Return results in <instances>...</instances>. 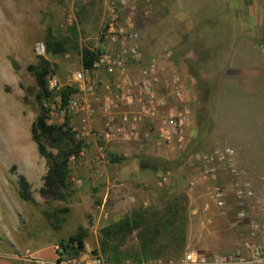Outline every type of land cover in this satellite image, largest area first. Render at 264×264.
I'll use <instances>...</instances> for the list:
<instances>
[{"label": "rangeland", "instance_id": "374dc122", "mask_svg": "<svg viewBox=\"0 0 264 264\" xmlns=\"http://www.w3.org/2000/svg\"><path fill=\"white\" fill-rule=\"evenodd\" d=\"M119 1L0 0V228L3 229L0 233V250L5 252L4 254H11V247L20 253L24 249L34 252L36 247L43 244L51 246L59 241H66L69 237L80 235L83 249L79 253L99 255L104 259L99 249V244L103 241L101 230L114 224L116 220L143 209L142 203H137L144 196L140 190L129 191L127 196L132 201L122 203L119 199L123 200L124 196L114 187L112 188L114 192L110 195L106 193L103 196L105 202L101 203L105 185L99 184V188H96L91 184L92 179L103 181L106 179L105 175L110 171L114 172L118 166L124 168L129 156L120 155L134 153L139 145L129 141L121 142L122 140L108 143L101 141L98 134L104 129L105 116L102 118L100 112L103 111L101 108L104 105L105 96L116 102V91L113 89L114 78L104 76L101 69H97L95 74L93 67L88 70L82 69L80 63V54L83 49L96 55L99 53L100 46L105 40L109 8H115L119 24L133 29L139 36H143L141 29L145 25L154 26V17H146L142 14L144 0H126L124 5H120ZM216 21L218 20L212 22L211 27H218ZM175 35L178 38L182 33L179 31ZM48 39L65 41L67 45L63 52L47 54ZM36 42L43 44V56L35 55L33 45ZM154 52L155 50L144 48V51L140 53L138 65L146 62L148 56ZM42 59L49 63V72L45 80L47 77L54 76L58 81L57 89L50 92L51 97L42 102V105L44 103V106L51 107V113L50 115L47 113L45 119L46 124L56 126L66 123L68 128L79 131L75 115L62 116L59 113V104L63 103L60 101V96L65 93L73 98L86 100L93 113L88 118L85 132L79 135V140L75 141V145H78L75 150L77 151L83 143L85 151L82 157H77L68 163L67 181H69L70 194L64 199L42 197L38 193L46 165L44 159L38 155L30 134L31 123L40 109L35 99L37 87L29 70ZM186 66L188 65L179 64L178 69L185 72ZM208 66L191 65L189 69L194 72V79L189 81L186 78L183 79V84L188 86L189 91H184V95H181L182 100L179 105L174 103L180 110L188 109L186 119H190V124L187 132L195 133L194 141L188 142V148L183 151L174 149L176 156L172 159L148 158L142 163L156 171L157 169L168 171L170 178L161 186H155L153 183V180L157 182L155 174L151 177L152 180H147V187L155 193L151 198L152 203H146L147 206L143 210L146 209L152 213L162 211L171 196L179 197L184 209V243L179 253L171 257H179L187 249L202 253L224 251L235 242L233 233L228 230L223 219L216 216L210 225L204 224L200 219L198 207L204 198L199 189L190 190L186 185L193 173V168L188 165L192 153L206 152L215 146L222 145V140L219 144L216 143L218 136L214 135L218 127L220 133L229 138L241 128L251 125L262 133V136H258L256 131L253 140L256 143L257 156H264V144H258L260 140H264V61L262 56L258 62L260 76L257 81L260 95L258 97L244 95L254 82L238 84L233 81L231 83L233 94L222 97L217 105L219 110L213 111L211 122L213 126L216 125V128L213 127L214 134L211 132L209 140L208 134L205 133L204 121L208 117L210 104L214 103V108L219 99V92L216 90L219 80L211 79L210 73L213 71L218 74L221 65ZM138 67L132 66L127 76L136 79ZM234 67L240 68L241 65H234ZM78 71L86 73L97 84L92 95L81 91L79 85L72 82V75ZM105 82L110 83V86L103 89ZM255 98L257 102L250 104V100ZM110 109L112 107L106 111ZM223 140L226 141V139ZM42 145L50 155L56 153L47 142L42 141ZM114 146L117 148L115 149ZM142 146L154 151L151 143H145ZM98 155L102 158L99 157V160H96ZM256 163V169L251 174L255 178L256 189L262 196L264 159L260 158L256 160ZM16 175L23 176L28 183L31 202H24L19 198ZM122 179L130 183L128 178ZM171 183L173 190L170 192ZM130 185L134 188L132 183ZM135 243V237L132 235L120 251L128 253L125 255L127 257L131 256Z\"/></svg>", "mask_w": 264, "mask_h": 264}, {"label": "built area", "instance_id": "2783aa9c", "mask_svg": "<svg viewBox=\"0 0 264 264\" xmlns=\"http://www.w3.org/2000/svg\"><path fill=\"white\" fill-rule=\"evenodd\" d=\"M124 5L126 0H120ZM105 40L93 63L94 74L97 69L114 78L113 89L116 91L115 101L108 97L103 99L105 113L108 108L128 106L135 108L131 112H122L118 121L114 118L105 120L104 129L98 135L101 141L121 139L127 140L138 124L144 120L155 121L159 128L155 130L156 143L171 145L176 151H183L187 147V139L183 127L188 115V109L180 110L176 107H166V99L154 91L157 81V70L161 60L151 57L140 63L138 47V33L133 29L117 22L115 8H109V18L105 27ZM36 56H43L44 46L41 42L33 45ZM162 60L167 59V54ZM137 65L136 79L127 76L129 69ZM72 82L79 85L81 91L93 94L96 83L86 73L75 72ZM46 88L49 92L57 89L58 81L54 76L47 77ZM171 95L179 105L182 94L179 86L173 81ZM59 113L62 116L75 115L79 131L68 128L74 141L85 132L92 109L84 99L68 96L59 104ZM48 115L50 108L48 107ZM84 145L78 148L75 155L68 157V163L84 155ZM100 154V153H99ZM98 155L96 160H99ZM238 152L225 141L209 151L199 152L190 156L188 165L193 173L187 180L188 189H199L204 201L198 207L201 221L210 225L214 217L223 219L228 230L234 235V244L224 251L202 253L194 249L185 250L181 256L173 259H150L139 262L124 260L118 263H107L99 255L78 253L71 254L59 243L52 244L53 260L36 259L28 250L19 254L18 260L32 264H264V192L260 196L255 190L250 173L237 164ZM102 158V157H101ZM222 172L225 179L219 178ZM159 184H165L168 173H157Z\"/></svg>", "mask_w": 264, "mask_h": 264}, {"label": "crops", "instance_id": "0c3cea01", "mask_svg": "<svg viewBox=\"0 0 264 264\" xmlns=\"http://www.w3.org/2000/svg\"><path fill=\"white\" fill-rule=\"evenodd\" d=\"M143 2L144 10L142 14L146 17L153 16L154 26L148 24L141 29L143 36L138 35V47L140 53L144 51V48L155 50L154 53L148 56V59L154 57L161 60V64L157 70V81L154 85V91L157 95L159 94L160 97L166 99L167 108L176 107V104H174L175 100L171 95L172 88H170L174 86L172 85L173 81L179 86L182 95H184V91H189L188 86H184L183 79L186 78L188 81L194 79V72L189 69L191 65H209L208 67L214 64L221 65L218 74L213 71L210 73L211 79L215 80L217 78L219 80V83L216 85L219 99L217 97L218 100L214 108V103L213 105L210 104L208 117L204 121L205 133L208 134L209 140L211 132L214 134L213 127L216 128V125L213 126L211 122L213 111L219 110L217 105L220 103L218 101L222 97L233 94L231 88L233 81L238 84L254 82L244 95L248 94L253 97L260 95L257 81L260 76L258 74V62L261 56L264 61V55H262V51L260 52L259 47L264 0H144ZM214 20L220 21V23L216 21L218 24L217 28L211 27ZM227 20H229V25H227ZM179 31L182 35L176 38L175 34ZM165 53L167 54V59L162 60L161 57L163 58ZM179 64L188 65L185 67V72L178 69ZM238 64L241 65L240 68H233L234 65ZM222 67H224L223 70L221 69ZM232 72L234 73L231 74ZM103 75L109 78V76ZM109 86L110 83L105 82L103 89ZM253 102H257V98L250 100L249 103L253 104ZM134 109L118 105L117 108H112L107 113L104 111L100 112V116L102 118L105 116V120L114 118V120L118 121L120 113L124 111L131 112ZM189 124L190 119L188 118L185 120L183 133L187 141L192 143L195 133L187 132ZM158 128L159 124L155 121L144 120L138 124L129 138L121 141L139 143L137 145L138 150L134 153L120 155L122 157L129 156L126 166L124 168L118 166L114 169V172L110 171L107 175L104 173L106 179H103V181L97 179L91 180L92 187L96 186V188H99V184L100 186H103L102 184L105 185L101 203L105 202L103 196L106 193L110 195L114 192V189H112L114 187L116 188L115 190H118L124 196L123 200L119 199L122 203H130L132 201L127 196V194L129 195V191L139 190L144 193V196L137 203H142L141 207L143 209L147 206L146 203H152L151 198L155 192L147 187L146 182L148 179L152 180L151 177L155 174L157 182L153 180V183L155 186H161L162 184H159L157 180V173H168V171H161L159 169L156 171V169L142 164L143 161L145 162L148 158L156 160L172 159L176 156L171 145L156 143L155 130ZM256 131L258 132L256 135L262 136L261 131L259 133V130L252 128L251 125L241 128L239 132L232 134L230 137L228 136L229 138L220 133L219 127L214 134L218 136V140H216L217 144L221 140L225 141L223 139H226L225 142L237 150V164L250 173L255 190H257V186L255 178L251 173L256 169V160L260 158L264 159V156L258 157L256 154V143L253 140ZM119 140L121 139L113 141ZM145 143H151L154 151L152 149H145L142 146ZM258 144H264V140H260ZM114 148L116 149L117 147L114 146ZM124 177L128 178L136 190H133L134 188L131 187L130 183L122 179ZM219 178L225 179V173L222 172ZM168 180H170L169 173ZM169 187V191L171 192L173 190L172 183ZM112 202L114 203L115 201L112 199ZM2 232L3 229L0 228V233ZM11 249V254H4L5 252L0 250V264H32L16 258L27 249H24L21 253L12 247ZM35 249L34 252L29 251L33 258L54 259V254L49 244H43Z\"/></svg>", "mask_w": 264, "mask_h": 264}, {"label": "trees", "instance_id": "16d2710c", "mask_svg": "<svg viewBox=\"0 0 264 264\" xmlns=\"http://www.w3.org/2000/svg\"><path fill=\"white\" fill-rule=\"evenodd\" d=\"M67 42L48 39L46 43V53L55 54L63 52ZM96 54L87 50H82L80 63L82 69L88 70L96 59ZM34 77L37 87L36 102L39 112L35 116L30 126L31 139L34 142L37 153L45 161L46 171L42 176V184L38 193L42 197L51 196L64 199L70 194L68 174V157L75 155V141L69 132L66 123L61 125H47L45 122L48 108L42 102L51 97V93L46 88L45 77L49 72V63L40 60L39 63L29 70ZM69 95L67 93L60 96L63 102ZM42 141L47 142L56 153L50 155L42 145ZM189 146V144H188ZM188 146L186 148H188ZM199 152H194L196 154ZM118 161V159H116ZM16 185L18 196L24 202H31L28 192V183L21 175H16ZM184 209L181 206L179 197H172L163 207L162 211L152 213L146 209L132 212L129 216L119 219L114 224L101 230L102 242L99 244L101 255L107 263H118L124 260L139 262L150 259H173L174 254L179 253L184 243ZM134 235L135 248L131 256L120 251L126 244L127 239ZM71 254L77 255L83 249L82 237L75 235L66 241L58 242ZM124 250V249H123Z\"/></svg>", "mask_w": 264, "mask_h": 264}, {"label": "water", "instance_id": "95a60500", "mask_svg": "<svg viewBox=\"0 0 264 264\" xmlns=\"http://www.w3.org/2000/svg\"><path fill=\"white\" fill-rule=\"evenodd\" d=\"M259 45H260L262 53L264 54V9H263V20H262V24H261Z\"/></svg>", "mask_w": 264, "mask_h": 264}]
</instances>
